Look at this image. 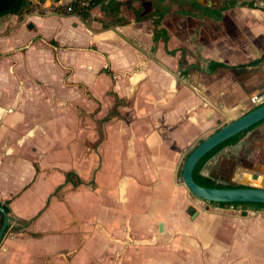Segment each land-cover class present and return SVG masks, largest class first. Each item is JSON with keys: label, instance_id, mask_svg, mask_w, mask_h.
I'll return each mask as SVG.
<instances>
[{"label": "crops", "instance_id": "obj_1", "mask_svg": "<svg viewBox=\"0 0 264 264\" xmlns=\"http://www.w3.org/2000/svg\"><path fill=\"white\" fill-rule=\"evenodd\" d=\"M74 1L31 0L21 14L0 19V203L13 217L0 264H225L231 238L247 258L234 264H264V218L232 217L242 227L221 233L219 213H187L195 202L177 178L196 141L264 103V60L248 65L264 54V0H197L212 10L231 7L220 20L173 8L162 22L169 40L156 45L151 21L134 22L132 13L144 17L152 0H116L129 22L109 28L99 7L87 20L67 12ZM211 62L227 67L211 71ZM61 84L100 96L114 87L132 97L138 114L129 123L142 125L126 143L122 123L106 125L99 170L76 185L65 174L89 175L95 157L59 150L60 127L72 122L62 118L81 103L60 101ZM43 91L51 97L39 99ZM227 148L251 162L236 172L239 184L263 186L264 121L219 154ZM17 221L28 224L14 229Z\"/></svg>", "mask_w": 264, "mask_h": 264}, {"label": "rangeland", "instance_id": "obj_2", "mask_svg": "<svg viewBox=\"0 0 264 264\" xmlns=\"http://www.w3.org/2000/svg\"><path fill=\"white\" fill-rule=\"evenodd\" d=\"M62 50L69 51V48L65 46ZM69 75L70 72L68 69H65L64 74L61 75V80H64L66 84H69L67 80L69 78ZM28 80L30 81V79ZM72 86L74 89L72 88L73 90H70L69 88H67V86L61 84V89L59 92L60 101L67 99H77L78 101H81V103L80 102L76 103L75 105H77V107L69 108L71 111H74L76 120L74 119L73 114H69L67 117L62 118V120H66L67 118L70 117L72 122L67 121L60 127L62 133L60 135V140H59V150L65 151L66 155L67 156L69 155L68 157H71V155H73L74 150L80 154L81 156L80 158H83V154L87 152H91V156L93 157L92 159H94L95 157V160L93 161V168L89 173L90 176L89 175L84 176V174L81 172L82 175L78 173L72 177V182L75 184H79V181L83 182L86 180L85 182H87L89 181V179H93V176H95L96 173V169L97 171L99 170V166H100L99 153H101V149L103 148L102 144L105 139V132L107 128L112 126L113 123L115 124L117 120L120 123H122L124 128L122 133H126L125 134V143H126L127 142L126 138L132 137V127L137 129L136 132L141 133L140 129L142 128V125H139V128H137V126H134L129 123L130 115L138 114L136 112V109L132 107V105L134 104L132 103V97L126 99L120 96L121 93L116 92L114 87H112L110 90L108 88V90L106 92H102V95L100 96L99 93L92 92L91 94L89 91H85L81 86H74V85ZM36 94L40 97L39 99H49L52 93L50 92L46 93L43 91V92H36ZM93 94H96L98 98L95 97ZM253 108L254 107L243 108L241 111H239V113L236 112L237 114L233 115L230 118V120L240 114H244L250 111ZM66 110H68V108H61V116L67 114V113L63 114V112ZM228 122L229 120L220 123L216 129L206 133L203 136V138L208 137L210 134L215 132V130H217L221 126H224ZM106 125H108L109 127ZM144 127L147 128L145 124ZM201 140L202 139L196 141L193 146L197 145ZM192 147L186 153L190 152ZM244 158L245 157L243 155V151L239 155L234 157V155L229 153L227 148L221 154L216 155V157L206 165V169L205 171H203V173H205L207 176L211 178H214L218 182H225V184L228 185H238L239 180L235 178L236 172L242 170L243 167L251 168V162L246 158L245 159ZM77 161H79L77 163L81 165L80 169L82 171L88 168L86 164L85 165L83 164V159L80 160L78 157ZM180 172H181V167L177 172V178L179 184H180L179 181ZM58 177H60V175ZM66 179L68 180L67 177ZM64 180L65 179L63 178V181ZM188 195L194 200L195 203L189 206L188 209H186L187 213H190L191 214L190 216H192L193 213L191 212V209L197 211L199 208H201L203 211L205 210L209 212L219 213V215H221L222 217L221 219H223L226 223L223 225L216 226V227L218 226L221 227L220 228L221 233L223 231L226 232L227 229L228 230L234 229L235 231H237L239 227H242L240 225L236 226L235 224H237V222H235L233 218L236 219H238V217H240V219H242V217L246 219L248 217L264 218V212H260V211L255 212L254 210L252 209L250 210L247 208L246 209L239 208V210H234V211L230 209L229 210L220 209L218 207H214L213 205L209 204L210 202L194 198L189 192ZM224 242L229 247L228 252L225 253L227 255L225 264H234L235 261H238L240 259L247 260V258L244 257L242 253L234 251V246L237 244V241L235 239L234 240L232 238L231 240L226 239ZM230 250H232V252H230ZM255 260L256 259L254 260L250 259V261H255ZM259 260H264V255H262Z\"/></svg>", "mask_w": 264, "mask_h": 264}, {"label": "trees", "instance_id": "obj_3", "mask_svg": "<svg viewBox=\"0 0 264 264\" xmlns=\"http://www.w3.org/2000/svg\"><path fill=\"white\" fill-rule=\"evenodd\" d=\"M31 0H0V19L7 15H18L24 12L26 9L30 8ZM72 8V11L74 14L78 15L81 19L87 20L91 17L90 11L94 7H99L101 11L109 18H111L109 23H104L103 26L105 28H109L111 26H115L116 24H126L129 21L123 17L121 14V4H119L116 0H90L88 2H85L84 0H75L71 5H69ZM176 6V7H173ZM230 6V5H229ZM175 8V13L189 16L192 18H211L214 20H220L221 19V13L231 7H228L227 5L219 7L218 10H212L209 8L203 7L201 4L198 3L197 0H152L151 2V12H149L144 17L140 16L141 9H133L132 13L134 15V22H139L143 19H149L152 23V39L153 43L156 45L157 42L163 41L165 44L169 40V35L166 31V29L162 26V22L164 18L171 12V10ZM154 49V47H153ZM169 54H173V51H168ZM264 60V54L257 60H254L250 62L248 65H255L259 62ZM210 70L213 71L218 67H227L223 63L219 62H211L210 63ZM197 68V67H193ZM189 72L186 71L187 74ZM260 124V123H259ZM258 125V124H257ZM257 125L251 127L250 129L239 133L230 139L226 140L222 144L218 145L211 151H209L207 154H205L195 165L193 170V179L195 182L201 186L204 187H233V185H223L214 178H211L209 176H204L201 174V170L203 166L206 164V162L214 156L219 150L222 148L229 146V145H235L237 144L246 134V132L250 131L252 128L256 127ZM74 176V173L68 172L66 174V177L68 178V181L72 182V177ZM76 185L75 183H73ZM209 204L213 205L214 207H227L228 203H213L210 202ZM234 206L237 207H249L252 210H264V204H240V203H233ZM0 206L3 207L7 213L10 212L8 206L4 203Z\"/></svg>", "mask_w": 264, "mask_h": 264}, {"label": "water", "instance_id": "obj_4", "mask_svg": "<svg viewBox=\"0 0 264 264\" xmlns=\"http://www.w3.org/2000/svg\"><path fill=\"white\" fill-rule=\"evenodd\" d=\"M264 121V103L254 107L250 111L240 114L229 120L208 137L203 138L197 145L193 146L188 155L181 162L180 183L196 199L213 203H240V204H264V185H247L233 187H204L193 179V170L198 161L209 151L222 144L231 137L242 133L251 127ZM239 141L238 143H240ZM205 168V167H203ZM226 185L225 182H220ZM0 213L3 216L0 228V241L5 230L11 225L13 217L0 206ZM28 223L17 221L16 226L26 227ZM159 231H162V224H159Z\"/></svg>", "mask_w": 264, "mask_h": 264}, {"label": "built area", "instance_id": "obj_5", "mask_svg": "<svg viewBox=\"0 0 264 264\" xmlns=\"http://www.w3.org/2000/svg\"><path fill=\"white\" fill-rule=\"evenodd\" d=\"M66 9H67V12H71L72 11V8L70 7V6H67L66 7ZM218 208H220V209H226V210H239V208H241V207H237V206H234L233 205V203H229V205L227 206V207H218Z\"/></svg>", "mask_w": 264, "mask_h": 264}, {"label": "flooded vegetation", "instance_id": "obj_6", "mask_svg": "<svg viewBox=\"0 0 264 264\" xmlns=\"http://www.w3.org/2000/svg\"><path fill=\"white\" fill-rule=\"evenodd\" d=\"M241 141V140H240ZM220 151L221 150H219L214 156H212L207 162H206V164H208L209 162H210V160H212V159H214L215 157H216V155H218L219 153H220ZM241 162V161H240ZM205 166V165H204ZM203 166V167H204ZM233 186H241L240 184H238V185H233ZM242 208V207H241ZM250 209L251 210V208H249V207H245V208H242V209Z\"/></svg>", "mask_w": 264, "mask_h": 264}, {"label": "bare ground", "instance_id": "obj_7", "mask_svg": "<svg viewBox=\"0 0 264 264\" xmlns=\"http://www.w3.org/2000/svg\"><path fill=\"white\" fill-rule=\"evenodd\" d=\"M183 186V185H182ZM184 187V186H183ZM185 188V187H184ZM187 190V189H186Z\"/></svg>", "mask_w": 264, "mask_h": 264}]
</instances>
